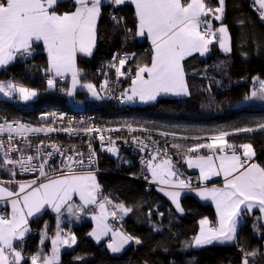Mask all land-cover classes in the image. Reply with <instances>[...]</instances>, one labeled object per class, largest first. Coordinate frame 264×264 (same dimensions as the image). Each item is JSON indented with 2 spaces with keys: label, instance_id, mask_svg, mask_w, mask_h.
Instances as JSON below:
<instances>
[{
  "label": "snow or ice",
  "instance_id": "obj_1",
  "mask_svg": "<svg viewBox=\"0 0 264 264\" xmlns=\"http://www.w3.org/2000/svg\"><path fill=\"white\" fill-rule=\"evenodd\" d=\"M128 2L135 6L137 19L135 35L151 41L152 59L150 66L145 64L138 67L131 81V94L122 93V97L127 101L138 98L139 101L147 103L156 100L161 94L187 95L183 61L194 53L204 56L214 42L218 43L223 51H230L227 27L221 25L214 30L212 25L213 20H222L225 0H218V6L215 7L208 4L207 0H73L72 8L65 12L57 10L60 0H0V66L7 65L18 55H31L33 46L42 43L48 57V67L45 72L51 73L46 81L49 89H57V78L63 81L70 73V87L65 89L64 86H60L58 90L66 91L71 97L77 87H80L86 89L92 97L100 99V94L93 84L80 83L76 56L77 53L92 55L97 39V21L101 17L102 7L111 5L116 9ZM253 5H259V15L264 20V0H253ZM111 19L119 25L123 17L113 13ZM128 32L130 33L131 30L129 29ZM128 59L129 57L125 55L119 58V67L115 64L110 65L116 68L118 76L125 74L121 69ZM107 83L106 80L101 88H106ZM0 93L7 97L18 93L19 98L24 101L38 95L35 90L12 81L0 82ZM249 101L264 104V81L260 82L258 89L245 94L242 102ZM64 130L72 132V129ZM54 131L57 129L53 127H30L16 121L0 123V134L5 132L8 134L7 145L0 140V149H4L0 170H7L14 176L15 167L19 165L23 172L39 173V176L30 182H16L18 188L16 191L0 186V200H10L11 204L10 213L0 214V264H59L61 247H71L76 243L74 234H62L59 222L56 234L51 238V255L39 250L26 257L22 244L17 248V242H22L26 234L31 231L28 227L29 218L38 216L47 207L58 214V221L61 209L65 205L67 211L74 214L72 205L68 203L74 193L79 194L83 207L96 205L99 209L92 217L96 220L97 227L89 233L98 242L101 237L111 233L112 241L107 247L113 253H118L134 239L114 230L106 223L109 215L115 217L117 213L109 212L107 209L106 205L111 204L107 197L98 201L99 185L96 183L95 175L91 172L84 175L76 174L75 166L84 165V160H77L75 156L82 157L83 153L77 152L75 156L72 154L65 156L64 151L56 144L45 146L41 141V144L36 146L35 156H25L18 146L13 145V134L21 137L31 146L26 133L43 132L47 135ZM85 131L91 133L100 130L87 128ZM240 131L251 132L253 129L242 128ZM227 135V132H219L210 138V143H199L188 149L189 152H196L197 155L188 158L187 163L189 167L200 170L202 180H209L212 176H222L224 180L223 187H205L197 191L201 199H210L214 202L218 221L213 225L207 218L201 219L199 234L193 237L188 244L189 247L199 248L233 241L237 238V228L244 214L250 213L254 207H258L259 211L264 213V167L252 162L255 152L251 144L233 145L226 140ZM100 139L103 145V136ZM134 142L143 143L135 139ZM109 143L114 141L109 140ZM43 147H50L53 151L42 153ZM173 147L180 146L174 144ZM89 148L91 149V144ZM201 148L208 149L210 154L200 155ZM237 148L241 149L242 153H238ZM17 151L21 153L20 156L13 158L11 153ZM108 151L115 152L116 149L108 148ZM53 152L64 156L60 167L48 164ZM158 155L159 152L146 161L148 170L154 181L172 184L170 179L165 178L176 176V172L172 170L171 160L167 158L154 163ZM92 156L94 152L89 156V165L93 163ZM50 173L57 175L53 178ZM12 182L9 180L7 183ZM3 183L0 181V185ZM172 186L186 188L189 184L184 180H178ZM166 195L171 197L176 207L180 209L178 198L181 193L170 191ZM114 207L123 214L131 211L123 204ZM47 238L45 230L42 233L41 243ZM135 243L140 244L141 241L135 239ZM241 251L243 253L241 264H249L248 257L256 255L255 252H248L246 249Z\"/></svg>",
  "mask_w": 264,
  "mask_h": 264
},
{
  "label": "trees",
  "instance_id": "obj_2",
  "mask_svg": "<svg viewBox=\"0 0 264 264\" xmlns=\"http://www.w3.org/2000/svg\"><path fill=\"white\" fill-rule=\"evenodd\" d=\"M216 4L218 1L210 0L211 6L215 7ZM109 8L106 5L101 9L92 55L78 54L76 57L79 79L93 82L96 86L103 85L107 77L95 74L96 66L115 49L123 47L136 51L134 70L137 65L148 63L151 59L150 47L145 40L134 36L128 44L122 43L124 26L135 29L136 17L132 4L125 3L116 9L112 8L110 12ZM113 13L123 17V23L115 24L111 19ZM220 21L227 27L230 51H223L214 42L207 55L193 54L183 61L188 95L159 97L143 104L112 105L111 108L117 109L113 122H130L139 128L166 134L168 148L180 155L196 153L188 151L195 143L183 137L170 141L177 134L212 137L219 132H227L226 140L229 143L251 144L256 162L264 167V104L242 102L245 94L251 92L252 76L264 79V20L260 18L258 7L253 5L252 0H225ZM33 47L31 55L1 66L0 79L9 78L14 83L35 88L38 95L28 107H20L12 100L0 98L2 112L10 115L20 111L33 117L42 107L89 110L107 105L102 99H84L83 107H71V97L66 91L47 87L49 73L45 69L48 67V58L43 44L38 43ZM62 86L67 88L66 79ZM242 128H252L253 131H240ZM174 144L180 147H173ZM208 151L206 148L199 149L201 153ZM182 158L174 156L171 161L178 172L193 180V174L188 175L182 170ZM136 159L131 155L125 164L103 156L99 163L103 172L97 175V181L99 198L107 197L111 201L109 208L123 204L131 209L114 220L134 241L139 239L141 243L131 244L119 254H114L104 242L97 243L88 235L92 223L83 218L71 225L76 243L61 252L59 264H241V249L256 253L248 257L249 264H264V224L255 211L243 215L234 243L189 247L201 217H208L214 224L216 214L213 206L201 202L192 193H184L180 198L183 213L178 214L151 180L144 182L138 179L142 167ZM1 176L18 177L6 170L1 171ZM29 224L31 231L22 242H17V248L22 244L26 257L39 250L43 253L47 251L49 240L45 239L40 244L39 232L44 227L48 233L55 230L56 214L46 208L38 216L32 217Z\"/></svg>",
  "mask_w": 264,
  "mask_h": 264
},
{
  "label": "built area",
  "instance_id": "obj_3",
  "mask_svg": "<svg viewBox=\"0 0 264 264\" xmlns=\"http://www.w3.org/2000/svg\"><path fill=\"white\" fill-rule=\"evenodd\" d=\"M207 3L210 4V0H207ZM108 11L110 12L113 8L109 5ZM123 23V22H122ZM123 31V45L128 44L131 40L134 39L135 33L134 29L131 27L124 26ZM131 30L129 33L128 30ZM125 55L129 57L124 67L121 69L124 72V75L118 76L116 73V68L111 67L110 65L115 64L116 67H119V58H123ZM27 55L23 56L25 58ZM136 56V51L134 49H115L111 51L107 59L100 62L94 72L97 75H106L104 78L108 81L106 88L102 89V94L100 99L106 102L107 105L100 109H70L66 107L53 106L50 108L42 107L40 111L33 117H28L22 112H13L10 115L1 111L0 108V123L7 122H19L26 124L30 127H53L57 131L50 132L45 135L41 133H26L28 141L31 142L29 146L24 139L13 134V145L18 146L25 156L27 155H36V146L43 142V145L56 144L59 148L64 151L65 156L72 154L75 156V153H83V156H75L77 160L83 159L84 165H76V173H89L91 172L94 175L102 173V169L99 167L100 160L103 156H108L109 158L128 163L131 155H134L137 159V162L142 167L141 171L138 174V179L144 182L150 181V178L147 173V163L153 155L159 152L156 161L159 162L162 159L172 158L177 156L179 158L183 155L178 154L176 151H171L166 142V134H161L158 132L148 131L144 128H139L138 126L127 122L122 124L120 122H113L115 114H117V109L111 108L112 105H118L124 103V98L122 93L126 87V84L129 80L134 78L135 70L133 63ZM116 57L117 59H113ZM136 62V61H135ZM58 80V88L65 83V80ZM104 85V84H103ZM58 88L56 90H58ZM54 90V89H53ZM106 107V108H105ZM109 108V110H107ZM93 128L99 129L100 131H93L87 133L85 129ZM64 129H72V132L65 131ZM7 133L0 134V140L5 142L7 145ZM103 136V145L101 143L100 137ZM136 141H142L143 143H137ZM109 140L114 141V143H109ZM91 144V149L89 148ZM146 145V147H144ZM144 147V150L141 151V148ZM108 148H115V152L108 151ZM166 150V152H165ZM53 151L50 147H43L41 152ZM238 153H242L240 149H237ZM94 152L92 156L93 163L88 164V159L91 153ZM127 152H130L129 155ZM4 149H0V160L3 159ZM20 152L11 153L13 158H18ZM124 158L126 161H124ZM64 160V156H61L59 153L53 152V157L48 161V164L53 167H60L61 161ZM255 161V156L253 157ZM33 163H38V161H33ZM11 167V166H9ZM47 170V166H46ZM0 170V181L8 182L9 180L16 183L20 180H26L30 182L32 179L39 176L38 172H23L21 171L19 165L15 167V172L18 177L5 178L1 176ZM7 171V170H6ZM52 177H55L57 173H50ZM190 177V176H189ZM43 180V178H41ZM195 183V181H194ZM3 213L5 209H2Z\"/></svg>",
  "mask_w": 264,
  "mask_h": 264
},
{
  "label": "crops",
  "instance_id": "obj_4",
  "mask_svg": "<svg viewBox=\"0 0 264 264\" xmlns=\"http://www.w3.org/2000/svg\"><path fill=\"white\" fill-rule=\"evenodd\" d=\"M216 1H218V0H216ZM253 1V0H252ZM128 3H130V2H128ZM130 4H132V3H130ZM72 6H73V0H60V3H59V5H58V11L59 12H65V11H68L69 9H71L72 8ZM132 6H133V9H134V13H135V6L132 4ZM216 6H218V4H216ZM255 6H257L258 8H259V5H255ZM136 17V16H135ZM98 22V21H97ZM212 25H213V29L215 30V29H217V28H219L221 25H224V23H222L221 21H216V20H213L212 21ZM225 26V25H224ZM135 29H134V33H136V31H137V19H136V21H135V27H134ZM135 37L137 38V39H139V40H145L146 41V43L149 45V47H150V52H151V59H152V45H151V41L149 40V39H147V38H145V37H140V36H137V35H135ZM230 45V44H229ZM45 49V48H44ZM94 49V48H93ZM210 50V49H209ZM45 51H46V49H45ZM209 53V51L205 54V55H207ZM46 54H47V51H46ZM78 54H80V53H77V55ZM194 54H198V55H200L199 53H194ZM81 55H83V56H88V55H84V54H81ZM77 57V56H76ZM20 58H22V56H20V55H18L17 57H16V59L15 60H18V59H20ZM48 58V57H47ZM151 59H150V61L148 62V63H144V64H140V65H137V67H136V70H135V73H136V71L138 70V67L139 66H143V65H145V64H148L149 66H150V64H151ZM15 60H13V61H15ZM12 62V61H11ZM11 62H9V63H11ZM8 63V64H9ZM2 66H4V65H2ZM1 67V66H0ZM76 67H77V64H76ZM77 69H78V67H77ZM51 75V73H49V75L48 76H50ZM145 76H147V74H145ZM78 79H79V77H78ZM80 80V79H79ZM131 81H132V79L131 80H129L128 82H127V84H126V87H125V89H124V92H128V94H131V92H130V88H131ZM185 81H186V79H185ZM70 83H71V74L69 73V74H67V77H66V84H67V88L68 87H70ZM80 83H91V84H93L95 87H96V89H97V91L99 92V94L101 95L102 94V88H101V84L99 85V86H96L93 82H86V81H84V82H82L81 80H80ZM66 88V89H67ZM188 89V88H187ZM78 92H80L81 94H79L78 95ZM123 92V93H124ZM188 95V94H187ZM183 96H186V95H173V94H161V95H159V96H157V98H159V97H183ZM74 97H77L78 99H81L82 101L84 100V99H86V100H93V101H99L97 98H95V97H92L91 96V94L86 90V89H83V88H80V87H77V90H76V92L74 93V95L73 96H71V98H74ZM156 98V99H157ZM149 102H152V101H149ZM149 102H147V103H149ZM124 103L125 104H136V103H139V104H143V103H145V102H141V101H139V99L137 98V99H135V100H133V101H127V100H125L124 99ZM242 144H245V143H242ZM239 145H241V144H239ZM239 145H236V146H239ZM237 149H239V148H237ZM241 150V149H240ZM242 151V150H241ZM199 154L200 155H209L210 154V152L208 151L207 153H201V152H199ZM197 155V153H192V154H190V153H187V154H184L183 155V158L181 159V162L183 163L182 164V167H183V171L186 173V174H193V180H192V178H189V176H186V175H184V174H182V173H180V172H178V170L176 169V166H175V164H174V162L173 161H171V163H172V170L174 171V172H176V176H173V177H165L166 179H170L171 180V182H172V184H175L178 180H184L187 184H189V187H186V188H175V187H173L172 186V184H162V183H160L159 182V180H153V178H152V174H151V172L148 170V173H149V176H150V180L155 184V186H156V189L160 192V193H162L164 196H166V198H168L169 199V201L172 203V205H173V207H174V209L176 210V212L178 213V214H182L183 213V211H181L180 209H182V206H181V202H180V198H181V196L184 194V193H192V194H194L195 196H196V198L197 199H199L201 202H206V203H210L212 206H213V208H214V211H215V214H216V216H215V222H214V224L213 225H215L216 224V222L218 221V215H217V212H216V206H215V204H214V202L212 201V200H203V199H201L198 195H197V191L198 190H200V189H202V188H205V187H208V188H211V187H223V184H224V180H223V177L222 176H212L209 180H202L201 179V177H200V170L198 169V168H195V167H189V165H188V163H187V160H188V158H190V157H195ZM252 162H255V163H257L256 162V160L255 161H252ZM154 163H158V162H154ZM217 163H219L218 161H217ZM258 164V163H257ZM147 169H148V167H147ZM76 174H78V175H84V174H87V173H76ZM94 175V174H93ZM95 177H96V183L98 184V181H97V176L95 175ZM194 181H195V183H194ZM18 182H26V180H20V181H18ZM0 186H4V187H8L10 190H13V191H16V190H18V188H17V183H7V182H4L2 185H0ZM170 191H179L180 193H181V195L179 196V198H178V202H179V204H180V209H178L177 207H176V203H174L173 202V200L171 199V197H169L168 195H166V193L167 192H170ZM97 199H98V201H102L103 199H101V198H99V195L97 196ZM68 203H70L71 205H72V208H73V213L74 214H71V215H68L67 214V224H66V226H65V229H64V231H63V233H71V234H73V232H72V230H71V225L69 224V221H68V218L69 217H72L73 219H74V222H75V217H79V220H81V219H83V218H86L87 220H89V221H91V223H92V226H91V229L89 230V232H88V235H89V233H91L92 231H94L95 229H96V227H97V222H96V220L95 219H93L92 217H93V215L95 214V213H98V211H99V209L97 208V206L96 205H88L87 207H83V202L80 200V197H79V194L78 193H74L73 194V196H72V199H71V201H69ZM106 207H107V209L109 210V212H111V211H115L117 214H116V216L115 217H113V216H111V215H109L108 216V218H107V221H106V223L107 224H109L114 230H116V231H118V232H120V233H123V234H125V235H127L120 227H119V225H118V223H116V221L114 220V218H118V217H120L121 215H124L123 213H121L120 212V210L119 209H117V208H115V207H113V208H109V206L108 205H106ZM5 209V212H4V214H7V213H10L11 212V204H10V200H8V201H4V200H0V214H2L3 213V211H2V209ZM49 210H50V212H52V213H54V214H57V213H55L50 207H47ZM67 208V205H65L64 207H62V209H61V211H63V210H65ZM82 209V210H81ZM256 212L258 215H259V219H260V222L261 223H263L264 224V213H261L260 211H259V208L258 207H254L253 209H252V211L250 212V213H252V212ZM204 218H207L208 220H209V218L208 217H206V216H203V217H201L199 220H198V230H197V232H196V234H195V236L196 235H198L199 234V230H200V225H199V221L201 220V219H204ZM30 219L31 218H29V221H28V227L31 229V227H30ZM210 221V220H209ZM242 221V220H241ZM211 222V221H210ZM41 232V231H40ZM39 232V233H40ZM62 233V234H63ZM28 234V233H27ZM26 234V235H27ZM55 234H56V229L52 232V233H48V231H47V240H49V247H48V249H47V251L44 253V254H48L49 253V251H50V249H51V247H52V245H51V238L52 237H54L55 236ZM95 242H97L98 243V241L95 239V237H93V236H91V235H89ZM129 236V235H128ZM194 236V237H195ZM41 240H42V235H41V233L39 234V241H40V244H42L41 243ZM111 241H112V235H111V233H109L108 235H105V236H103V237H101V239L99 240V242H104V244H105V246L107 247V245L109 244V243H111ZM234 241L235 240H233V241H228V242H225V243H223V244H232V243H234ZM131 244H136L135 243V241L134 240H132V241H130L128 244H126L125 246H124V248L120 251V252H122L125 248H127L129 245H131ZM214 244H220V243H214ZM75 245V244H74ZM74 245H72L71 247H67V246H63V247H61V249H60V254H61V252L63 251V250H65V249H70V248H72ZM194 248H197V247H194ZM107 249L110 251V252H112L108 247H107ZM120 252H118V253H114V254H119ZM113 253V252H112ZM60 254H59V256H60Z\"/></svg>",
  "mask_w": 264,
  "mask_h": 264
},
{
  "label": "rangeland",
  "instance_id": "obj_5",
  "mask_svg": "<svg viewBox=\"0 0 264 264\" xmlns=\"http://www.w3.org/2000/svg\"><path fill=\"white\" fill-rule=\"evenodd\" d=\"M22 58H23V56H22ZM6 81H12V80L9 79V78L0 79V82H6ZM261 81H264V79H260L258 76H252V88H251V90L258 89L260 87V82ZM21 86H24V85H21ZM25 87H28V86H25ZM28 88L31 89V90H35L37 92V90L35 88H32V87H28ZM0 98L6 99V100H12V101H14V103L17 106H20V107H28L31 104V101L33 100V98H35V97H33L32 99H30L28 101H24V100H21L19 98V94L18 93H13V95L11 97L4 96L3 93H0ZM69 100H70L69 101V104H70L71 107H73V108L83 107V102H82L81 99H78V98H70ZM253 102H255V101H253ZM256 103H260V102H256ZM176 136L177 137H175V138H170V141H172L174 139L175 140H181V139H178V138L179 137H183V139H186V140H188V139H190L191 141L193 140L192 142L195 143V144H197L198 142L199 143H210L211 142V139H210L211 137H202V136H197V135L190 136V135H186V134H177ZM201 140H203V141H201ZM195 144L193 146H195ZM53 178H55V177H53ZM67 214L68 215H71L67 211V208L65 210L61 211V213L59 214V221H58V214H56V224H55L56 231H57V224L59 222V227H60V229L62 230V233H63V231L65 229V226L67 224ZM68 221H69V224L72 225L75 222H78L79 219H77V217H75V222H74V219L72 217H69L68 218ZM45 230L47 231V228L46 227H44V228H42L40 230L41 231L40 232L41 235H42V233ZM47 255H51V249H50V251H49V253ZM59 261H60V259H59Z\"/></svg>",
  "mask_w": 264,
  "mask_h": 264
},
{
  "label": "clouds",
  "instance_id": "obj_6",
  "mask_svg": "<svg viewBox=\"0 0 264 264\" xmlns=\"http://www.w3.org/2000/svg\"><path fill=\"white\" fill-rule=\"evenodd\" d=\"M49 77V76H48Z\"/></svg>",
  "mask_w": 264,
  "mask_h": 264
}]
</instances>
